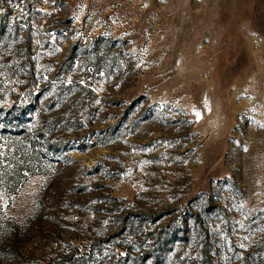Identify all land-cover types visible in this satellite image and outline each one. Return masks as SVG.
<instances>
[{
	"label": "rangeland",
	"instance_id": "obj_1",
	"mask_svg": "<svg viewBox=\"0 0 264 264\" xmlns=\"http://www.w3.org/2000/svg\"><path fill=\"white\" fill-rule=\"evenodd\" d=\"M0 264H264V0H0Z\"/></svg>",
	"mask_w": 264,
	"mask_h": 264
},
{
	"label": "trees",
	"instance_id": "obj_2",
	"mask_svg": "<svg viewBox=\"0 0 264 264\" xmlns=\"http://www.w3.org/2000/svg\"><path fill=\"white\" fill-rule=\"evenodd\" d=\"M2 233H3V229H2V226H0V258H1V253H2V248H1Z\"/></svg>",
	"mask_w": 264,
	"mask_h": 264
}]
</instances>
